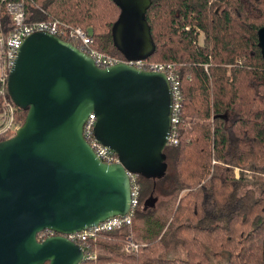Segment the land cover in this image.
I'll return each instance as SVG.
<instances>
[{
	"label": "trees",
	"instance_id": "obj_1",
	"mask_svg": "<svg viewBox=\"0 0 264 264\" xmlns=\"http://www.w3.org/2000/svg\"><path fill=\"white\" fill-rule=\"evenodd\" d=\"M22 3L27 23L80 27L94 48L121 56L111 36L120 11L112 0ZM146 20L155 44L147 60L171 63L180 81L178 143L165 147L162 175H137L133 224L145 225L141 241L130 234L133 224L99 233L83 246L95 257L80 264H264V59L257 35L264 0H151ZM12 28L0 1V29ZM17 110L23 122L26 111ZM154 193L167 199L161 208L152 206L156 198L144 202ZM168 235L182 258L171 255ZM129 240L133 253L125 252Z\"/></svg>",
	"mask_w": 264,
	"mask_h": 264
},
{
	"label": "water",
	"instance_id": "obj_2",
	"mask_svg": "<svg viewBox=\"0 0 264 264\" xmlns=\"http://www.w3.org/2000/svg\"><path fill=\"white\" fill-rule=\"evenodd\" d=\"M112 1L120 9L111 28L114 47L129 60L149 58L151 0ZM257 35L264 59V25ZM7 90L26 116L0 141V264H80L82 247L64 235L125 216L129 173L166 171L169 81L125 63L100 68L73 44L35 32L23 40ZM89 114L96 117L95 138L118 163L102 162L84 137ZM44 230L57 236L38 241Z\"/></svg>",
	"mask_w": 264,
	"mask_h": 264
},
{
	"label": "built area",
	"instance_id": "obj_3",
	"mask_svg": "<svg viewBox=\"0 0 264 264\" xmlns=\"http://www.w3.org/2000/svg\"><path fill=\"white\" fill-rule=\"evenodd\" d=\"M0 1L6 5L7 13L11 17L13 25L12 30L8 33H4L0 29V141L12 137L22 124V121L17 117L18 107L9 96L7 84L10 71L23 40L35 32H48L76 46L90 56L100 68H106L117 63H125L134 68L164 73L169 81L172 95L171 129L167 138V145H176L178 143V123L182 93L180 81L171 63L150 62L147 59L129 60L123 56H112L94 48L93 37L80 27H70L61 24L59 21L50 20L27 23L22 7L23 0ZM95 123V115L89 114L83 125L84 137L102 162L108 164L118 163L119 159L117 155L95 138ZM129 178L131 182V201L129 212L125 216L112 217L88 230L64 235L69 241L82 247L84 260H90L95 257V255L87 253L83 248L88 239L95 237L99 233L116 232L132 226L139 205L140 189L136 179L137 175L129 173ZM44 239L43 232L38 234V241H43ZM127 249L129 251H136L137 245L129 240Z\"/></svg>",
	"mask_w": 264,
	"mask_h": 264
},
{
	"label": "rangeland",
	"instance_id": "obj_4",
	"mask_svg": "<svg viewBox=\"0 0 264 264\" xmlns=\"http://www.w3.org/2000/svg\"><path fill=\"white\" fill-rule=\"evenodd\" d=\"M100 6V4H99ZM203 38H204V35H203V32L200 31V36H199V42L201 43L203 41ZM122 56V55H121ZM120 57V56H118ZM150 62H154V61H150ZM157 63H161V62H157ZM248 175V177H250L249 173H246ZM234 175L236 178H239V171L238 169H235L234 171ZM255 188L259 189L258 185H254ZM239 193H242V190L239 191ZM150 198H156L153 200V207L156 206V208H161L162 207V204L167 200L166 197H162V196H159V197H156V193H154V196H146L145 194V197H144V202L145 201H148ZM143 209V205L142 207L140 208V210ZM145 225H143V223L141 222H136L135 224H133L132 228L130 229V234L132 236L133 239H137L139 241H141V237L144 235L145 233V228H144ZM167 240V245L168 247L170 248V251H171V255L175 258H182L183 257V253L181 251V249L178 247V245L176 244V241L175 239L171 236V235H168V237L166 238ZM128 244H129V241H128ZM127 246L125 247V252L127 253H133L134 251H129L127 249ZM95 255V254H94ZM170 255V254H169ZM170 255V256H171Z\"/></svg>",
	"mask_w": 264,
	"mask_h": 264
},
{
	"label": "flooded vegetation",
	"instance_id": "obj_5",
	"mask_svg": "<svg viewBox=\"0 0 264 264\" xmlns=\"http://www.w3.org/2000/svg\"><path fill=\"white\" fill-rule=\"evenodd\" d=\"M43 234L45 236V239H48V238H51V237H54V236H57V234L53 233L52 231H49V230H44L43 231Z\"/></svg>",
	"mask_w": 264,
	"mask_h": 264
}]
</instances>
